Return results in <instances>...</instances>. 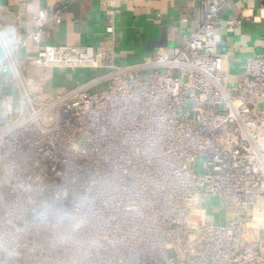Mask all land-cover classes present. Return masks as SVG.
Masks as SVG:
<instances>
[{
    "label": "built area",
    "instance_id": "obj_1",
    "mask_svg": "<svg viewBox=\"0 0 264 264\" xmlns=\"http://www.w3.org/2000/svg\"><path fill=\"white\" fill-rule=\"evenodd\" d=\"M231 1L201 0L179 44L127 64L43 42L60 6L38 10L33 53L0 62L19 101L0 115V264H264V52L227 82L214 37ZM29 67L106 71L46 94ZM214 198L241 219L208 221Z\"/></svg>",
    "mask_w": 264,
    "mask_h": 264
},
{
    "label": "crops",
    "instance_id": "obj_2",
    "mask_svg": "<svg viewBox=\"0 0 264 264\" xmlns=\"http://www.w3.org/2000/svg\"><path fill=\"white\" fill-rule=\"evenodd\" d=\"M54 4L60 6V22L48 23L43 42L91 46L95 54L112 49L116 64L139 61L160 48L157 43L162 38L166 47L179 44L195 29L203 13L201 0H0V24L14 23L24 37L32 30L38 10H50ZM109 19L114 25L111 36L105 28ZM219 20L214 41L223 56L225 79L233 83L242 77L245 64L264 52V2L232 0ZM226 20L238 23L230 27ZM31 53V41L26 39L17 60L22 63ZM84 71L29 67L25 76L31 88L52 94ZM76 81L81 80L73 83ZM9 103L18 107V92L11 76L0 73V115ZM261 108L264 111V98Z\"/></svg>",
    "mask_w": 264,
    "mask_h": 264
},
{
    "label": "clouds",
    "instance_id": "obj_3",
    "mask_svg": "<svg viewBox=\"0 0 264 264\" xmlns=\"http://www.w3.org/2000/svg\"><path fill=\"white\" fill-rule=\"evenodd\" d=\"M21 43L22 37L14 23L0 24V62L14 67Z\"/></svg>",
    "mask_w": 264,
    "mask_h": 264
},
{
    "label": "rangeland",
    "instance_id": "obj_4",
    "mask_svg": "<svg viewBox=\"0 0 264 264\" xmlns=\"http://www.w3.org/2000/svg\"><path fill=\"white\" fill-rule=\"evenodd\" d=\"M104 71H106V69H101V70H99V69H95V70L94 69L93 70L85 69V71L82 74L74 75V80L75 79H78V80L88 79V78L96 75L97 73H99V72L102 73ZM76 73H77V71H76ZM74 80L70 79L69 81H67V83L64 86V88L65 89L71 88L75 84V82L73 83ZM105 85H106V83L100 84L99 86L94 87L93 89H91V91H98V90L102 89L103 87H105ZM35 90L38 91V88H36ZM83 139H84V137L80 136L77 139V144L80 145L82 143ZM216 204H217V199L216 198L211 199L209 204H208V209H207V211H208V219L207 220L208 221H210V222H218V223L219 222H223L224 223V222H226L228 220H240L241 219V215L240 214H230V213L225 212V211H220L219 213L216 212L217 211L216 210L217 209ZM263 236H264V234H263ZM263 236H262L261 239L264 240Z\"/></svg>",
    "mask_w": 264,
    "mask_h": 264
},
{
    "label": "water",
    "instance_id": "obj_5",
    "mask_svg": "<svg viewBox=\"0 0 264 264\" xmlns=\"http://www.w3.org/2000/svg\"><path fill=\"white\" fill-rule=\"evenodd\" d=\"M158 45H157V47H160V48H163V47H166L167 46V44H166V42H165V40L162 38V40L159 42V43H157Z\"/></svg>",
    "mask_w": 264,
    "mask_h": 264
}]
</instances>
